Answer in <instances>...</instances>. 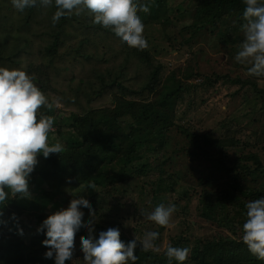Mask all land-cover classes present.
<instances>
[{"label":"rangeland","instance_id":"rangeland-1","mask_svg":"<svg viewBox=\"0 0 264 264\" xmlns=\"http://www.w3.org/2000/svg\"><path fill=\"white\" fill-rule=\"evenodd\" d=\"M196 3L195 0H167L163 16L153 18L150 25L144 26L143 35L148 44L144 56L141 49L129 47L102 25L93 23L92 14L86 9L77 15L76 21L65 24L60 18L55 24L52 21L54 4H37L18 11L11 0H0V66L20 68L31 76H38L45 87L48 86V99L60 98L59 107L53 104L55 113L63 117L76 115L79 117L76 121L82 126L88 124L86 116H94L93 111L117 108L121 115L113 125L117 134L129 136L126 143L133 141L132 137L155 133L160 125L167 126L164 136L169 139L168 145L164 144L161 149L153 147L148 152L141 142L129 149L123 147L124 141L121 147L124 153L120 156H116L121 149L116 139L113 141L116 145L107 146L99 130L92 129L86 143L97 154L102 153L107 161L90 177L99 180L97 192L90 194L89 190L78 186L70 188L65 194L67 200L61 201L58 208L48 207L47 214L67 207L73 198L83 197L96 212L94 236L109 227L119 228L120 237L131 240L135 236L142 238L146 231H157L159 237L151 252L162 254L169 244L178 240V245L184 243L179 239L182 238L190 250L185 264H204L205 261L214 264L212 257L204 259L203 248L209 245L207 243L236 244L240 246L237 248L239 256L243 257V252L249 254L244 257L254 256L242 242V224L246 218L239 205L226 204L224 208L222 203L215 205L212 211L205 208L204 196L230 188L245 203L248 200L241 193L246 188L264 185V77L249 75L247 65L235 61L238 42L233 46L223 45L213 24L197 31L193 38L190 32L183 30L193 17L187 10H193ZM67 14L70 17L76 13ZM52 23L61 26L66 34H61L64 44L58 47L55 55L49 56L44 50L52 41V31H56ZM161 23L164 34L158 33ZM80 26L83 28L79 29ZM237 30L241 42L243 32L238 24ZM26 41L18 54L15 43ZM120 64L126 66L124 75L119 77L117 66ZM155 68H159L156 73L159 81L150 82L153 86L150 89L146 87L150 86L148 75ZM104 73L107 80L117 76L128 90L122 91L113 85L101 94L93 92L101 87L97 75ZM171 74H174L173 83L179 85L181 79L182 86L189 85V90H182L183 94L174 105L163 106L158 91L164 89L163 84H170ZM207 77L212 78L211 83H206ZM235 78L249 84L227 82ZM91 86L96 90L92 91ZM72 123L68 120L66 125ZM56 129L54 126L49 136L65 148V137L76 131L71 126L61 131ZM204 135L211 140L204 143ZM196 139L200 142H195ZM249 155L256 160L248 158ZM42 157L38 155L37 165L43 161ZM138 160L147 165L145 171L139 170ZM231 165L235 168L247 165L261 171H256L255 177L241 174L234 181L223 170ZM174 176H177L176 182ZM235 182L239 187L233 190L230 184ZM94 195L96 197L92 198ZM161 203L176 206L167 226L147 218V214ZM206 210L211 213L203 214ZM84 216L87 222L90 217L86 211ZM191 246L197 249V254ZM244 257L241 264H247ZM82 259L83 253L77 247L74 264H82ZM257 263L264 264V260L259 259Z\"/></svg>","mask_w":264,"mask_h":264},{"label":"clouds","instance_id":"clouds-1","mask_svg":"<svg viewBox=\"0 0 264 264\" xmlns=\"http://www.w3.org/2000/svg\"><path fill=\"white\" fill-rule=\"evenodd\" d=\"M243 23L240 28L243 39L238 45L234 59L247 65V73L264 77V0H243ZM18 11L34 7L55 5L52 21L55 23L66 13L75 11L78 15L84 9L93 16V23L109 28L122 43L129 47H148L143 35L144 24L138 12L147 13L149 7L141 0H11ZM60 98L49 101L41 89L33 82V77L20 68L0 66V227L9 220L19 234L16 213L4 218L3 208L14 197L29 199V180L38 163V155L47 158L50 154H60L64 145L60 141L49 143V133L54 130V117L40 109L60 105ZM97 191V186L89 183L83 187ZM90 219L85 222L84 212ZM176 211L173 203L158 204L147 218L160 226H167ZM246 219L242 224V242L249 252L264 260V196L246 204ZM96 212L83 197L73 198L67 207L49 213L37 226V233H43L42 245L46 247L45 258L54 264H69L73 260L75 238L82 230L88 235L80 241L83 253L82 264H135L134 254L137 242L145 251L154 249L159 237L157 231H146L142 238L125 242L120 238V229L109 227L94 236ZM187 247L169 244L165 251L168 264L175 260L182 264L189 253Z\"/></svg>","mask_w":264,"mask_h":264},{"label":"trees","instance_id":"trees-1","mask_svg":"<svg viewBox=\"0 0 264 264\" xmlns=\"http://www.w3.org/2000/svg\"><path fill=\"white\" fill-rule=\"evenodd\" d=\"M141 2L146 3L149 7V11L147 13L143 11L138 12V15L141 17V20L145 27L152 23L151 20L153 18L163 16V13H165L166 11L165 3L167 2V0H141ZM195 2L197 3L195 4L193 10H187L188 14L193 16L190 18L191 23L189 25H186V28L183 29L190 32L189 34L191 38H193L196 35V32L200 29L206 28L207 26L213 24L214 28L216 29L215 32L218 34L219 39L223 43V45L227 46V44L229 43L230 46H233L237 42L239 45L240 35L238 34L237 24L241 25L243 23L242 12L245 7L243 0H195ZM63 17L64 16L61 17V22H65V24L69 21L78 20L77 14L70 15V17H68L67 14L64 18ZM163 23L159 24L158 33L164 34V26H162ZM55 24L52 23L51 25V27L56 28V31H52V41L49 43L50 45H46V47L44 46V53L49 56L55 55L57 53L58 47L64 44V39L61 34L63 33L64 36L66 34L64 31H61V26H54ZM96 25L99 26L100 24ZM81 28H83V26L79 27V29ZM102 28L106 31H109L113 36H115V34L109 28ZM154 35L155 34H152V36ZM26 44L27 41L20 44L15 43V48L17 49L18 54H21V51ZM144 49H141V51H143L142 55L146 56ZM136 52H138L137 49ZM125 66V64H120L119 66H117V75L119 77L121 76V74L124 75ZM157 72H159V68H155L154 70L149 72L147 80L149 85L150 82L155 83L159 81V78L156 74ZM31 73H34V69L33 71H31ZM106 73L97 75V80H101V87L96 90L94 89V86H91L92 91L96 90L93 92L101 94L106 87H110L113 85L117 86V88L122 91L128 90L127 87H125L120 81H118L117 76H110L107 80L105 78ZM173 75L174 74H171L168 78L171 86H169V83L163 84L162 87L164 89H160L158 91V95L163 98L162 101H160L163 106L174 105V102L177 100V98L183 94L182 90H189V85L187 86V88H184L185 86H182L181 79L179 85L173 83ZM32 77L33 82L48 98L46 94L48 86L45 87L42 81L39 80L38 76L32 75ZM205 81L206 83H211L212 78L207 77ZM227 82H231L232 84H240L241 82H243V85L249 84L248 81H241L237 78L227 79ZM146 87L150 89L153 88V86L151 85ZM166 89L167 93H165ZM40 110L45 114L52 115L54 117V126L55 128H57L56 130L60 129L61 131L62 128L71 126L76 132H69L67 137H65L67 145L65 146L62 153H53L50 154L47 158L42 157L43 161L38 164L35 171L31 173L29 180V190L31 198L24 199L14 197L7 202L6 206H4V218L8 220L11 213H16V216L18 218L17 222L23 229V233L19 234L16 231L15 225L11 220H9L7 226L0 227V264H54V261L52 259L44 257L43 253L46 251V247L42 245L41 241L45 237L43 233H37L36 228L48 215L46 213L48 207L57 206L58 208L62 203L61 201L64 200L65 202L67 200L65 194L68 190H70V188L78 186V188L83 189V187L89 183H93L97 187L98 185H100L99 180H91L90 177L96 174L97 171H100L107 161H105V157L101 155L102 153L97 154L96 151L91 148V145H88L86 143V141H88L89 139L88 132H91L92 129L97 128V130H99L98 133L100 137L108 143L107 146L116 145L113 142L116 139L118 141L117 145L121 148L124 141L126 143V141H128L129 139V136L125 137L117 134V128L115 125H113L118 121V118H120L121 115L119 110L115 107L103 108L102 112L93 111L92 113L94 114V116H86L88 124L85 126H82L83 124L80 121H76V119L79 118L76 115L69 114L66 117H63L62 115L56 114L53 107L50 109L42 107ZM94 118L97 119L96 122L94 121ZM68 120L70 121V123H73L66 125ZM166 132L167 126L160 125L159 127H157L155 133L152 134V132H150L147 136L144 135L142 137H136L135 139L132 137L133 141L127 142L123 147H128L130 149L132 148L133 144L135 145L137 142H141L140 145L144 144L148 149V152L153 147H155V149H161L164 144H169L168 137L164 136V133ZM193 138H195V135H193ZM202 139L204 143L211 140V138L207 135H204ZM198 141V139L195 140V142ZM54 142H56L55 139H52L49 136V143ZM195 142L193 141V143ZM122 148L119 150L116 156H120L124 153V151H122ZM112 156L113 155H110V157ZM137 156L138 158L140 157V155L138 154ZM249 157H251V155H249L248 158ZM167 158L168 156H166L165 160L168 161ZM250 159L256 160L253 156ZM138 163L140 164L139 168H141L139 170L142 172L145 171L143 169H145L147 165L141 164L139 160ZM223 170L227 171L230 178L234 181H237V178L240 177L241 174H252L253 177H255L256 171H261L258 169H252L247 165H237L236 168L234 165H231L227 168H223ZM263 173L264 171H262V174ZM177 176L173 177L174 182H176ZM160 179L167 183L165 179ZM230 186L233 190H236L239 187L237 182H235L234 184H230ZM260 186L261 185L257 187H248L241 193L248 200L245 203L241 202L238 196L231 192L230 188L214 195L207 194L204 196L205 208H209L213 211L214 206L218 204L223 203L224 208L227 207L226 204H237L241 208L242 215L246 218V204L251 200H255L261 196H264V185H262L261 187ZM95 192L97 191H89L88 193L91 194ZM57 194L58 196H56ZM95 197L96 195H94L92 198ZM220 198L224 199V202H222ZM210 213V211L206 210L203 214L206 215ZM87 235V231L84 230L77 234L75 238V251L77 247H81L80 241L83 238H86ZM120 238L125 242L131 240L126 237ZM179 239L184 242L180 245L185 247L189 245L182 238ZM179 243L180 240L175 241L173 243V246L178 247L180 246L178 245ZM207 244L209 245H205L203 248L204 259L206 260V258L210 256L213 258V261L215 262L214 264H223L229 261H234L235 263L233 264H241L244 261L243 257L249 255L248 252H243L244 256H239L237 253V248H239L240 246L234 243V245L232 246L230 244L226 245L225 243L220 242ZM194 246H191L190 248H193L194 252H196L197 254L198 251ZM134 254L138 257V259L135 261V264H168V259L165 256V252L162 254H157L151 252L150 250L145 251L138 243L136 249L134 250ZM192 256L196 258L195 254H192ZM244 258L246 259L247 264H258L257 261L259 259L256 256H253L251 258ZM69 264H74V257L73 260L69 262ZM172 264H178V262L173 260ZM182 264H185V262H182ZM204 264H209V261H205Z\"/></svg>","mask_w":264,"mask_h":264}]
</instances>
